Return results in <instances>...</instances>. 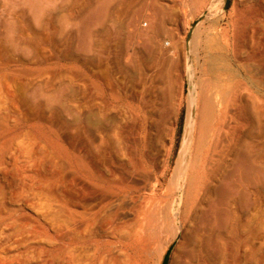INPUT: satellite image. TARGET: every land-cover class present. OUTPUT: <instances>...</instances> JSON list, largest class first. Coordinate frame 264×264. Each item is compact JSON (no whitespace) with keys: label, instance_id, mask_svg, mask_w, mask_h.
I'll list each match as a JSON object with an SVG mask.
<instances>
[{"label":"rangeland","instance_id":"obj_1","mask_svg":"<svg viewBox=\"0 0 264 264\" xmlns=\"http://www.w3.org/2000/svg\"><path fill=\"white\" fill-rule=\"evenodd\" d=\"M6 1H9L7 5ZM6 1L0 0V53L6 55L10 70L17 74L11 81L0 72V93L3 94H0V187L5 183L4 173L13 168L14 150L20 144L26 147L28 137L38 136L42 141L50 138L49 145H58L55 149L60 156L62 154L67 179L77 167L81 170L82 167L77 166V157H84L89 148L95 154L96 165L107 168L112 179L109 210L118 211L109 224L96 225L91 254L103 253L109 257V264H130L132 258L138 264H162L169 247L178 240L170 264H264V182L257 180L256 186L248 189L249 200L244 209L238 205L237 197H224L223 200L215 192L222 185L224 174L220 173L214 182L210 181L212 193L201 187V159L207 155L204 151L206 142L203 144L205 137L201 136V116L216 108V98L234 109L229 125L233 122L231 119L234 125H239H231L230 137H236L233 140L239 144H248V151L252 150L248 152L251 160L256 158L254 163L264 166V0H232L226 12L222 11L223 0H157L156 5L150 4L152 0H30L26 7L22 5L23 0ZM142 2L145 4H140ZM206 12L207 17L196 28L191 44L192 69L189 72L187 36L192 24ZM160 14L176 17L174 24L185 60V90L178 117H171L170 109L157 117L158 111L152 110L151 101L144 102L145 110L141 116L113 99L105 117L101 116L97 102L90 111L85 90L90 80L96 81L94 62L97 57L104 58L105 35L121 24L117 19L128 17L137 19L145 39L151 38L148 27L143 24H150ZM22 16L28 22L25 47L21 42L24 33ZM7 33L11 35V38L8 36L10 39ZM244 53L248 54L245 56ZM210 60L219 61L214 63L218 70ZM129 63L130 59L125 60V65ZM21 64L27 66L22 68ZM46 67L50 70L45 72ZM151 73L152 69L145 64L144 78L140 79L144 86L150 84ZM123 82L126 81L123 79ZM8 89L26 94L33 109L8 97ZM48 92L50 101L43 97ZM235 96L241 99L236 102L237 106L233 104ZM144 97L145 100L150 98L147 93ZM191 99L196 105L197 123L192 145L185 154H189L186 160L181 156V144L186 119L191 114ZM48 102L54 106L53 110L47 108ZM238 103L243 106L241 111ZM41 105L42 111L36 110ZM39 119L46 120L48 126L53 123L59 140L38 128ZM76 137L77 142L73 144ZM102 152L104 158L100 156ZM230 161H226L227 170L224 171L231 169ZM208 164V168L215 166ZM68 190L78 196L80 185ZM2 197L0 188V210L7 209L9 224L18 222L23 214L33 216V212L19 203ZM77 206L71 210L81 212L82 207ZM22 207L26 211L18 215L16 211ZM119 220L123 223L121 230L116 228ZM5 223L0 222V248H8V255L23 254L33 258L38 256V247L50 248L44 238L28 233L31 226L24 229V236L29 237L26 238L27 247L14 244L17 239L13 236L15 228L6 227ZM138 231L139 238L131 240L130 236ZM80 264L88 262L81 261Z\"/></svg>","mask_w":264,"mask_h":264},{"label":"bare ground","instance_id":"obj_2","mask_svg":"<svg viewBox=\"0 0 264 264\" xmlns=\"http://www.w3.org/2000/svg\"><path fill=\"white\" fill-rule=\"evenodd\" d=\"M4 1H6V0H4ZM29 1L30 0H23L22 5L24 7H26L27 5H30ZM260 2H261V0H260ZM262 2H264V1H262ZM8 3H9V1L5 2L6 5ZM6 8H9V7L7 6ZM212 8H213V10L215 9V7H212ZM24 15H25V13H24ZM255 15H256V13H255ZM2 17L3 16H1V18ZM254 19H256V17ZM249 21L250 20H248V22ZM242 22H244V20ZM250 22L252 23V21H250ZM22 23L24 26V29H23L24 33H23V39H21L22 40L21 42L23 43V46H24L28 42L27 39L25 38V31L27 30V25H28V22H27L25 17H23ZM244 24H246V21L244 22ZM244 24H243V26L246 27L247 25L245 26ZM10 26H11V24H10ZM251 26H253V25H251ZM251 26H249V27H251ZM8 28H9V26H8ZM8 28L6 27V30ZM259 28L261 29L262 27L260 26ZM259 28H258V30H259ZM10 32H13V31H10ZM256 32H257V30H256ZM8 33H9V31H8ZM8 33H7V37L10 34V33L9 34ZM240 36H241V34H240ZM9 37L11 38V35ZM246 54H248V53H246ZM246 54H245V56H246ZM210 61H212V60H210ZM217 61H215V62H217ZM215 62H213V66L215 65L214 64ZM209 64H212V63L210 62ZM21 65H22V68H23V66H27L25 64H21ZM215 69L218 70L217 66ZM0 70H1L0 71L1 75L4 73V75H5L4 77L7 80H11L17 74V73L16 74L14 73L15 70L14 71L10 70V60L6 57V55H4L2 53H0ZM4 70L8 71V72L7 73L2 72ZM48 70H50L49 67H46L43 69V71H45V72ZM217 70H215V72H217ZM21 72L23 73V71H21ZM33 72H31V73H33ZM246 72H248V71H246ZM253 72L251 74H253ZM262 72H264V71H262ZM26 73L27 72H25L24 74H26ZM24 74H21V75H24ZM21 75H20V77H22ZM28 76H31V75H29V73H28ZM238 77H240V76H238ZM243 81L245 82V80H243ZM9 83H10V81L6 82V85L8 86ZM16 83L18 84V81ZM1 86H3V85H1ZM229 92H231V91H229ZM35 93H36V91H35ZM0 94H1V96L3 95L2 93H0ZM6 95L10 98L18 100L21 104L27 105L30 109H33V107L30 106V103L28 102L26 94H23V93L19 92L18 90H9L8 89L6 92ZM214 95H215V93L212 96L213 98H214ZM28 97H29V94H28ZM43 97L47 101L51 100L49 92L45 93L43 95ZM0 98H2V97H0ZM29 98H31V96ZM55 98H53V100ZM211 98H210V101H213ZM235 99H236V96H235ZM216 100H217L216 108L214 109V107H213V110L211 112H208V110H210L208 108V110H207L208 113L207 114L203 113V115L201 116V136L205 137L203 144L206 142L204 151L207 152V155L205 156V158L201 159V164L203 165L201 168V170L203 171V182H202L203 184H201V187L203 189H205L207 192H211L212 189L210 186V181L214 182L217 179V177L220 175V173H222V175L224 174L223 181L221 180L222 185L219 188H217L215 192H217L220 195V197H222V199L224 197L230 198L231 196L237 197L238 198V205L244 209L245 206L247 205L248 200H249V193L247 192L248 189L255 187L257 182H258L257 180H259V181L262 180L264 182V166H262L263 164L256 165L254 163V160L256 158L253 161L251 160L252 158L250 156V153H248L250 150L248 151V149H247L248 144H247V146L245 144H239V142H236L235 140H233L236 137H234V138L230 137L229 129L232 128L231 125L232 126L234 125V120L231 119L230 121H233V122H231V125H229L230 124L229 118L231 117L230 114L232 115L231 111L232 110L234 111V109H232L225 101L218 99V98H216ZM54 101H56V99ZM232 101H234V99ZM238 101L241 102V99H236V101L233 102V104L238 102ZM56 102H52V103H56ZM49 103L50 102H48L47 108L53 110L54 106L51 103L50 104ZM210 103H212V102H210ZM239 103H238V107H239V105L241 107V104H239ZM41 104H43V103H41ZM9 105H7V106H9ZM211 106H209V107H211ZM232 106L233 107L237 106V103L235 106L234 105H232ZM12 107H13V105H12ZM242 107L240 108V111L242 110ZM36 110L42 111V105L38 106ZM203 110L206 111L205 108H203ZM261 110H263V109H261ZM243 114H244V112H243ZM255 114H256V112H255ZM235 115H233V116H235ZM56 116H57V114H56ZM11 117H13V116L11 115ZM23 118L24 117H22V119ZM24 120L28 121L27 118H24ZM39 120H40L41 124L38 128H43L45 133H47V135L50 134V136L51 135L53 137L56 136L58 139L59 136L57 134L56 129L53 127V123H50L51 125L48 126V122L46 120L45 121L43 119H39ZM13 122H14V120H13ZM196 123H197V113H196L195 118L192 114H189L187 119H186L185 133H184V136L182 139V144H181V156H182V158L190 150V147L192 145V142H193V139L195 136ZM241 123H243V122H241ZM238 125L239 124H235L234 127L238 126ZM204 126H206V128L208 127V129L206 130L205 128H203ZM236 129H238V128L236 127ZM15 130H17V129H15ZM13 131H14V129H13ZM38 134H41V133H38ZM232 136H233V134H232ZM37 137H34V136L28 137L29 141H28V143H27L28 145L26 147H24L22 144H20V147H18L14 150V153H13L14 163L12 164L13 168L11 170H7L6 173H4L6 176L5 177V183H4V185H2L0 187V188H2V196H3L2 198H4V199L7 198L10 202H14L16 204L19 203L25 209L33 212L34 214H33V216L23 214L22 216H20V218L18 220L16 218V220L18 222H15V224H9L7 220L10 218V214L7 213L8 211H5L7 209L0 210V215H1L0 216V222L6 221V223L4 224V226H6V227L7 226L8 227L14 226L15 230H14L13 236H15L17 238L15 240L14 244H16L18 246H20V245L22 246L25 243H27L26 238L28 236L27 237L24 236L25 235L24 229L27 226H31V229L28 231V233L30 235L31 234L35 235L36 237L44 238V240L47 241L48 244H50V246H49L50 248H47V247L39 248L38 247L37 248V249H39V253H37L38 256H36V257L33 256V258L29 257V255L24 256L23 254H19L18 256H10L7 254V253H9L7 250L8 248H4L3 250L0 248L1 249L0 250V264H26V263L30 264V262L33 264L34 261H37L36 264H80L81 261L88 262V264H109V261H110L109 257L107 258L106 255H104L103 253L91 254V246L93 245V242H94L93 239H94V233H95L96 225L97 224H100L101 226L107 225L110 223V219H113L118 215V211L115 212V210H114V212H115L114 213L112 210L111 211L109 210V205H110V200H111L110 194H109V187H110L112 179H110V177L107 174V171H106L107 168L105 170L102 168V166L100 167V166L96 165L95 154L93 153V151L91 149L87 148L86 152L84 154V157L83 156L81 158L77 157V163H78L77 166L82 167L81 170L79 169V167H77L75 172L74 171L71 172L70 177L67 179V177L65 176V167L61 162L62 154L60 156L59 155L60 153H58V151L55 149V147L56 148L58 147V145L55 144V141H54L55 139H53V141H54V144L57 146H52L53 145L52 141H51L52 145H49L48 140L50 138L48 140L46 139V140L42 141ZM238 140H240V138H238ZM242 141H244V140H242ZM76 142H77V137H76L75 141H73V144H75ZM59 145H60V143H59ZM5 147L7 148V146H5ZM58 150H60V148ZM74 153H76V152H74ZM76 155H77V153H76ZM76 155L74 154V156H76ZM100 156L102 158H104L105 153L104 152L100 153ZM252 156H253V154H252ZM22 158H24V159L21 160ZM182 158L179 162V165L182 161ZM228 159H230L232 161V162L230 161V163H232L231 164L232 167H230L231 169L229 168L230 170L227 172V171H224V169L227 168L226 161ZM10 160H11V158H10ZM209 162L211 164H214L215 166L212 168H210V167L208 168ZM223 171H224V173H223ZM75 185H80V192H79L78 196L71 194L68 190L69 187H72V186L74 187ZM95 202L97 203V205L95 204ZM19 204H17V205H19ZM77 205H80L82 207L81 212L71 210V207H75ZM3 207H5V206H2V208ZM23 207L20 208L18 211H16V212H19V213H17L18 215H20V213L24 210ZM24 211H26V210H24ZM13 217L14 216H12V219H13ZM120 220H119V223H117V227H116L118 230L122 229L123 223H121ZM139 236H140V232L138 231V232H135L134 234H132L130 236V238H131V240H137L139 238ZM25 246H26V244H25ZM10 252H12V251H10ZM32 253H34V252H32ZM131 260L132 261L130 264H138V263H136L137 261H135L134 258H132Z\"/></svg>","mask_w":264,"mask_h":264},{"label":"crops","instance_id":"obj_3","mask_svg":"<svg viewBox=\"0 0 264 264\" xmlns=\"http://www.w3.org/2000/svg\"><path fill=\"white\" fill-rule=\"evenodd\" d=\"M155 2L157 4V0H152L150 4L156 5ZM117 21L121 24L105 35L104 58L97 57L94 62L96 81L90 80L85 90L89 110L97 102L101 116L105 117L113 99L141 116L145 110L144 102L151 101L152 110L158 111L155 114L157 117L166 114L168 109L171 110V117H178L185 90V60L179 32L174 24L176 17L171 14L158 15L145 26L151 36L148 39L144 38L136 18L122 17ZM129 59L130 63L125 65V60ZM145 64L152 69L148 86L140 82L144 78ZM145 93L150 96L147 100Z\"/></svg>","mask_w":264,"mask_h":264},{"label":"water","instance_id":"obj_4","mask_svg":"<svg viewBox=\"0 0 264 264\" xmlns=\"http://www.w3.org/2000/svg\"><path fill=\"white\" fill-rule=\"evenodd\" d=\"M224 1V7L222 9L223 12H226L229 10L231 4H232V0H223ZM207 17V12L204 13L200 18H198L191 26V29L189 31V34L187 36V40H186V58H187V64H188V68H189V72H190V68H191V65H192V55H191V44H192V41H193V38H194V34H195V31H196V28L198 27V25ZM192 84H193V87L195 86V81L192 79ZM190 105H191V114L194 116H196V105L194 103V101L191 99L190 100ZM184 133H185V130H184ZM184 136V135H183ZM189 154H187L185 156V159L187 160V157H188ZM185 160V161H186ZM178 240H176L168 249L165 257H164V260H163V263L162 264H170V261H171V257H172V254L175 250V247H176V244H177Z\"/></svg>","mask_w":264,"mask_h":264},{"label":"built area","instance_id":"obj_5","mask_svg":"<svg viewBox=\"0 0 264 264\" xmlns=\"http://www.w3.org/2000/svg\"><path fill=\"white\" fill-rule=\"evenodd\" d=\"M147 24H148V23H144L143 26L145 27V26H147Z\"/></svg>","mask_w":264,"mask_h":264}]
</instances>
